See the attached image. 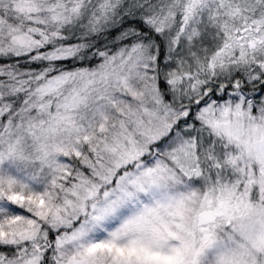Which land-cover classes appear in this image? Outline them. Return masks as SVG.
<instances>
[{"label":"snow or ice","instance_id":"obj_1","mask_svg":"<svg viewBox=\"0 0 264 264\" xmlns=\"http://www.w3.org/2000/svg\"><path fill=\"white\" fill-rule=\"evenodd\" d=\"M0 264H264V0H0Z\"/></svg>","mask_w":264,"mask_h":264}]
</instances>
